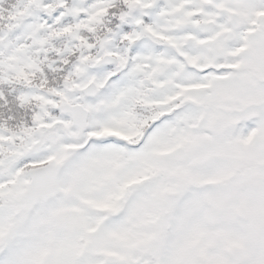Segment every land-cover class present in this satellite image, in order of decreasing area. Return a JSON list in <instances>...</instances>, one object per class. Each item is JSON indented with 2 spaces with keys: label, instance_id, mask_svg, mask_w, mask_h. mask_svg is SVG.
Listing matches in <instances>:
<instances>
[{
  "label": "snow or ice",
  "instance_id": "obj_1",
  "mask_svg": "<svg viewBox=\"0 0 264 264\" xmlns=\"http://www.w3.org/2000/svg\"><path fill=\"white\" fill-rule=\"evenodd\" d=\"M0 264H264V0H0Z\"/></svg>",
  "mask_w": 264,
  "mask_h": 264
}]
</instances>
